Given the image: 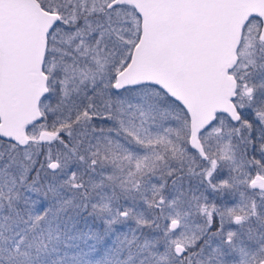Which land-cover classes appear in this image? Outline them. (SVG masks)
Here are the masks:
<instances>
[{
  "label": "snow or ice",
  "instance_id": "snow-or-ice-1",
  "mask_svg": "<svg viewBox=\"0 0 264 264\" xmlns=\"http://www.w3.org/2000/svg\"><path fill=\"white\" fill-rule=\"evenodd\" d=\"M0 264H264V0H0Z\"/></svg>",
  "mask_w": 264,
  "mask_h": 264
}]
</instances>
